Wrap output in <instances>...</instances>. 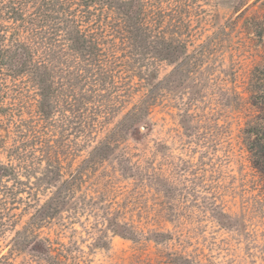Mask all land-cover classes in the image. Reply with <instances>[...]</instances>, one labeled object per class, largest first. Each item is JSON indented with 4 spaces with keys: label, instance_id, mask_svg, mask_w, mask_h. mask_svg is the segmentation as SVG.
Wrapping results in <instances>:
<instances>
[{
    "label": "rangeland",
    "instance_id": "1",
    "mask_svg": "<svg viewBox=\"0 0 264 264\" xmlns=\"http://www.w3.org/2000/svg\"><path fill=\"white\" fill-rule=\"evenodd\" d=\"M144 3L161 37L185 43L184 66L132 56L118 37L115 79H90L69 52L71 78H86L52 79L45 115L44 84L0 63V264H264V174L244 134L259 113L264 0ZM62 189L67 209L40 216Z\"/></svg>",
    "mask_w": 264,
    "mask_h": 264
},
{
    "label": "trees",
    "instance_id": "2",
    "mask_svg": "<svg viewBox=\"0 0 264 264\" xmlns=\"http://www.w3.org/2000/svg\"><path fill=\"white\" fill-rule=\"evenodd\" d=\"M144 1L0 0V19L10 22L6 27L0 23V41L7 35L5 29L10 28L13 31L10 33L12 39L9 43L4 45V40L1 43L4 46L0 49V63L7 64L12 75L22 74L26 79H35L44 84L40 109L45 115L52 113L51 99L57 91L55 87L53 89L52 79H115L114 67L120 61L113 46L118 45V37L127 45L132 56L137 52L146 54L149 50L164 60L177 62L179 67L184 66L187 63L185 43L160 36V29L155 30L156 26L147 21ZM3 30L5 36L1 34ZM14 31H23L26 34L21 39H15ZM55 41L65 54L57 64L52 59L49 62L41 56L42 47L49 54ZM69 52L77 60H82L78 63L84 66V74L87 75H74L71 78ZM129 58L131 57L127 56L125 66ZM152 77L155 78V73ZM162 84L163 82L160 83ZM251 88V99L259 113L246 123L245 141L254 166L264 174V79H252ZM67 201L62 189L46 206L54 211L44 209L40 216L50 213L51 216L59 215L62 208L67 209ZM219 215L224 216L225 213ZM113 231L124 237L136 238L135 230L125 223L117 221ZM158 235L161 239L167 236L162 232ZM35 242L37 244L33 250L46 251L43 241ZM173 260L174 264L186 262L181 255H175Z\"/></svg>",
    "mask_w": 264,
    "mask_h": 264
}]
</instances>
